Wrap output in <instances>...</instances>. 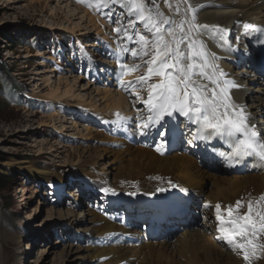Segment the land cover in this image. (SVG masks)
Listing matches in <instances>:
<instances>
[{
  "label": "bare ground",
  "instance_id": "bare-ground-1",
  "mask_svg": "<svg viewBox=\"0 0 264 264\" xmlns=\"http://www.w3.org/2000/svg\"><path fill=\"white\" fill-rule=\"evenodd\" d=\"M21 1L9 0L13 6ZM41 1L46 2L45 9L49 8L48 18L51 21L46 26L47 30L86 38L84 46L89 50L96 47V35H101V33L103 35L105 27L109 26V24L105 25V17L92 16L73 0H31L30 3L33 5ZM49 2L55 3V7H51ZM188 2L195 11L185 16L182 12L186 7L179 0H168L162 7L171 20L187 21L194 15L197 24L209 26L207 29L200 30L205 34L199 39L204 41L210 54L215 53L217 57L215 63L226 73L225 78L237 85L229 90L232 99L236 104L245 107L249 123L256 125L257 132L264 140V73L253 72L257 61L260 60L257 54L258 39L264 40V0H188ZM177 7H179V12H177ZM244 23L255 27L245 30ZM165 27L167 28L168 25ZM184 27L187 29V23ZM132 32H128L127 35L133 37ZM141 34L144 33L141 32ZM134 38L136 39L135 34ZM139 47L135 44L136 49ZM43 54V52H38L36 56L42 57ZM49 60L55 61L53 58ZM53 67L40 70L42 72L39 69L35 70L31 77L32 83L35 82L36 93L41 95L39 97L56 105L55 112L59 111L46 117L49 123L55 126L60 133L65 132L76 139L96 140L108 146L100 147L101 151L94 149L93 155L88 153L91 147H87V157H84L85 150L82 153H78L79 149L74 150L73 153L66 155L63 161L61 160L64 157L62 158L61 155L65 151L57 150V148L48 154L53 155L52 160L61 162L60 166L45 165L40 172L27 166L21 171L26 177L30 176L28 178L52 182L54 187L63 184L74 185V181H79L92 193L94 192L95 196L97 194L99 198H102L103 203L108 200L110 202L119 201L123 206L125 203L129 209L135 207V211L142 216L139 218L140 223L133 221V224L123 215L114 216L108 211V204L102 206V210L97 213L90 210L79 211V215L73 210L58 212V217L65 220V226L76 229L80 226L78 232L76 229L75 231L80 234L81 232L86 233L84 239L88 244L81 248L65 241L63 243L65 246L59 254L60 259L68 261L67 264H246L242 256L234 253L223 241L216 239L218 233L215 231V205L219 202L223 207L234 204L240 198L247 201L250 197L257 198L264 194V171H262L264 163L255 166L252 163L260 162L252 157L249 172L242 175L232 174V163L245 160V157L232 156V142L218 137L193 141L192 135L196 131V125L189 123L178 113L175 114V119L165 117L164 121L167 119V124L180 123V125L192 127L194 131L185 135L179 134L183 142L181 145L185 147L184 151H180L182 147L177 150L175 144L167 139V134L163 137L158 135V131L165 130V125L150 129L157 138V143H152V138L147 136L146 141L150 145L132 144L129 133L133 131L125 129L120 121L124 115H133L132 111H129L130 103L123 91H114L109 84L107 87L99 88L93 83H82L83 77L73 76V71L68 69H64V72L59 74L55 83ZM135 72H131L130 76L132 75L136 80ZM116 80L118 81V78ZM84 81L87 80L84 79ZM45 89L48 91L43 94L42 91ZM137 94L143 95V99H146L147 89L139 87ZM64 102L70 109H73L68 111L69 114L80 113L81 110L88 111L94 120L86 122L92 124L94 121L93 124L103 126V128L95 130L90 128L89 124L87 127L85 125L81 127L80 122L58 116L61 110L64 112V108L61 107ZM76 109L80 111H75ZM117 113L120 114L119 118ZM132 119L134 120L132 123H135L137 116H133ZM44 125L46 124L41 126ZM135 128H138L137 124ZM42 145L45 143L37 146L38 153L43 151ZM157 148H160V151H157ZM220 153L225 155L221 156ZM206 154L215 156L214 163L220 168L219 171H214L213 165L203 161V155ZM72 155H76L77 163L73 162ZM109 157L113 158L111 163H102V165L99 163L100 160ZM98 166L102 167L98 168ZM69 175L72 178L68 181L66 177ZM208 181L211 183L208 184ZM170 185H175V187ZM104 188L113 191L105 193L102 191ZM158 188L165 190L157 191ZM185 192H191L193 196L201 195L204 205L206 202L210 203L208 214L213 217L212 221H207L205 228L192 232L185 229L176 236L172 229L168 228V232L173 235L174 239L171 242L150 240L151 232L159 229L158 225L162 222L160 217L175 216V208L170 205L172 202H169L177 195H179L177 200H183L180 193ZM130 193H135V195H130ZM75 198L78 200L77 195ZM167 200L169 204L163 205ZM138 201H141L142 205ZM50 215L52 212H49ZM78 217L81 219L80 222ZM137 235L145 238L146 241H140ZM24 255L22 251L18 253L17 262H22ZM4 259L0 257V264ZM253 264H264V254H261L260 259L253 260Z\"/></svg>",
  "mask_w": 264,
  "mask_h": 264
},
{
  "label": "rangeland",
  "instance_id": "rangeland-1",
  "mask_svg": "<svg viewBox=\"0 0 264 264\" xmlns=\"http://www.w3.org/2000/svg\"><path fill=\"white\" fill-rule=\"evenodd\" d=\"M73 1L92 16L108 19H105V25L109 24V26L105 27L103 35L102 33L96 35V47L92 50L84 46L86 38L47 30L46 26L51 20L48 18L49 8L45 9L44 7L47 6L46 2L41 1L32 5L31 0H22L13 6L9 0H0V62L9 70L10 78L20 87L18 93H10L5 85H0V175L10 180L5 189L0 191V257L5 258L1 264H67L68 261L65 259L63 261L59 257L65 246L63 243L68 241L81 248L85 245L88 246L84 239L86 233H77L80 226L78 229L65 226V220L58 217L57 213L67 210L76 211L78 215L79 211L86 212L87 210L97 213L102 210L99 208L103 206V199L95 196L94 192L92 193L79 181H74V185L63 184L54 187L52 182L28 178L30 176L26 177L21 171L27 166H31L38 172L42 171L45 165L60 166L61 162L52 160L53 155L48 154L57 148V150L65 151L61 155L62 158L64 157L61 160L63 161L66 155L73 153L74 150L79 149L78 153L85 150L84 157H87V147H91V151L88 153L93 155L94 149L101 151L100 147L108 146V144H101L96 140L76 139L65 132L60 133L55 126L49 123L46 117L59 111L55 112L57 106L44 101L39 97L41 95L36 93L35 82L32 83L31 79L35 70L39 69L40 71L54 66L53 81L55 83L59 74L64 72V69H68L73 71V76H82V83H93L95 87L99 88L107 87L109 84L114 91H123L126 94L130 103L129 111H132L134 116L146 117L145 114H147L143 103L136 99L139 86L135 91L131 88L129 91H125L121 87L120 80L117 81L116 78L119 74L118 59L129 66L143 64L144 60L150 59V55L144 57L143 60L139 57L133 58L130 52L123 51L124 48H135L134 42H130L127 37H122L123 26H125L127 34L133 31V41H135V32H143L151 39L150 34L144 31L143 24L137 22L135 15H129L127 8L122 6L120 0L100 8L96 7V0H87V3ZM179 1L186 7L182 15H188L187 9L191 4L183 3V0ZM144 2L146 11H151L154 17L159 12L168 18V14L162 7L166 4L165 0H155V3L153 0H144ZM49 4L51 7H55V3L49 2ZM89 4L92 6H88ZM157 18L159 19V17ZM129 20L136 21L135 30L129 24ZM116 28H120L121 31L115 32ZM97 31L99 32L98 29ZM117 37H121L120 40L116 41ZM113 40L114 44H112ZM38 52H43L44 56H36ZM121 53H123L122 58L118 57ZM48 57L55 61H50ZM85 63L92 65V68L96 64L100 66L97 65L96 69L101 72H99L97 83L89 79L84 81V78L89 74L88 70L86 74L82 75L83 71L79 74ZM139 69L135 72L137 78L144 75L146 65ZM130 73L122 76V81L126 86L127 82L134 83L137 80L132 75L128 78ZM101 76L104 77L101 78ZM157 78L152 77L150 82H157ZM143 89L145 90L146 86ZM47 91L45 89L42 93ZM140 96L143 99V95ZM96 99L99 98L96 97ZM61 107L64 108V112L61 110L58 113L61 118L80 122L82 123L81 127H84L83 125L87 127L88 124L95 130L103 127L93 124L94 121L92 124L86 122L94 120L88 111L76 109L75 111L78 110L80 113L72 112L70 113L72 116H70L68 111L73 109L65 105V102L64 105L61 104ZM131 116V114L124 115L120 121L125 129L133 131L132 133L128 131L132 138V144L135 140L143 142L144 134L141 135V129L134 127L136 123L131 122ZM83 117L86 121L82 119ZM125 118L127 120H124ZM137 122L139 123V121ZM44 123L46 125L41 126ZM41 143H45V145H42L43 151L38 153ZM73 159V162L77 163L76 155L73 156ZM112 159V157L102 159L99 163L101 165L102 163L109 164ZM101 167L98 166V168ZM66 178L69 181V178L72 177L69 175ZM209 183L211 182L208 181ZM76 195L78 200L75 198ZM5 207L7 208L6 213L3 211ZM49 212H52V215L49 216ZM78 219L80 222L81 219L79 217ZM86 228L89 229V227ZM81 231L83 230L81 229ZM21 251L25 254L23 261L17 262V254Z\"/></svg>",
  "mask_w": 264,
  "mask_h": 264
},
{
  "label": "snow or ice",
  "instance_id": "snow-or-ice-1",
  "mask_svg": "<svg viewBox=\"0 0 264 264\" xmlns=\"http://www.w3.org/2000/svg\"><path fill=\"white\" fill-rule=\"evenodd\" d=\"M77 2L87 3V0ZM116 2L117 0H96V7H106L108 3ZM120 2L127 8L129 15L136 16L137 21L143 24L144 31L151 36L149 39L148 35L135 32L136 39L133 41V37L125 33L130 42L140 47L124 48L123 51L130 52L133 58L139 57L142 60L150 55V59L144 60L143 64L129 66L118 59L117 78L121 81V87L125 91L130 88L135 91L138 86H146L147 89L146 99L136 95V99L143 103L147 113L146 117H137V127L141 129V135L145 134V130L163 127L162 121L165 117L175 119V114L178 113L189 123L196 125V131L192 135L193 141L213 137L227 139L233 145L232 156H252L264 161V140L260 138L256 125L249 123L245 107L236 104L230 94L229 90L237 85L225 78L226 73L215 63V53L210 54L204 41L199 39L205 34L200 30L209 26L197 24L194 15L187 21L179 22L164 17L159 12L154 17L151 11H146L144 0ZM167 2L168 0H165V3ZM183 3H188V0H183ZM187 11L193 13L195 9L189 5ZM185 23L187 29L184 27ZM129 24L135 30L136 22L129 20ZM243 27L248 30L255 26L244 23ZM114 31L119 33L121 29L116 28ZM144 65V75L126 86L122 76ZM152 77H158V82L151 83ZM116 115L120 117L119 113ZM158 135L163 137L166 132L158 131ZM156 150L160 151V148ZM102 191L108 193L113 190L104 188ZM204 207L210 208L211 205L206 202ZM214 215L215 231L218 233L216 239L223 241L234 253L242 256L246 264H253V260L261 258V254H264V194L257 198L250 197L247 201L240 198L234 204L223 207L218 202Z\"/></svg>",
  "mask_w": 264,
  "mask_h": 264
},
{
  "label": "trees",
  "instance_id": "trees-1",
  "mask_svg": "<svg viewBox=\"0 0 264 264\" xmlns=\"http://www.w3.org/2000/svg\"><path fill=\"white\" fill-rule=\"evenodd\" d=\"M1 61V60H0ZM8 69L5 68L2 63L0 62V85H5L7 87V91H9L10 93H18L20 91V87L16 84V82H14L9 74H8ZM10 180L1 176L0 175V191L4 190L5 187L7 186L8 182ZM7 210V208H3L4 213H6L5 211Z\"/></svg>",
  "mask_w": 264,
  "mask_h": 264
}]
</instances>
